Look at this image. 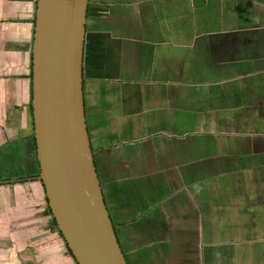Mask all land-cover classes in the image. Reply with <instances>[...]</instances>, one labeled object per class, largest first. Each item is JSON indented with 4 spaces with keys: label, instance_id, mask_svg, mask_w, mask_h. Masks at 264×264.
I'll list each match as a JSON object with an SVG mask.
<instances>
[{
    "label": "crops",
    "instance_id": "0c3cea01",
    "mask_svg": "<svg viewBox=\"0 0 264 264\" xmlns=\"http://www.w3.org/2000/svg\"><path fill=\"white\" fill-rule=\"evenodd\" d=\"M36 5L0 0V147L18 166L23 142L33 147ZM84 80L96 165L131 257L264 264V0H90ZM5 165L0 264H76L43 246L44 231L57 243L60 233L42 183ZM144 224L157 228L134 252Z\"/></svg>",
    "mask_w": 264,
    "mask_h": 264
},
{
    "label": "water",
    "instance_id": "95a60500",
    "mask_svg": "<svg viewBox=\"0 0 264 264\" xmlns=\"http://www.w3.org/2000/svg\"><path fill=\"white\" fill-rule=\"evenodd\" d=\"M90 0H37L33 140L48 206L76 264H129L98 171L86 115Z\"/></svg>",
    "mask_w": 264,
    "mask_h": 264
},
{
    "label": "rangeland",
    "instance_id": "374dc122",
    "mask_svg": "<svg viewBox=\"0 0 264 264\" xmlns=\"http://www.w3.org/2000/svg\"><path fill=\"white\" fill-rule=\"evenodd\" d=\"M176 117L177 116H173L172 117V120H171L172 129H173V123H174V120H175ZM177 119H178V117H177ZM177 128L179 130V126L178 125H177ZM93 136H94V131H92V137ZM93 139H96V137H93ZM5 148H6V146H4V148L0 147V156H1L0 158H2L4 160V162H6L5 166L13 167L14 164L17 165V163H16L17 158H15V156L13 155L11 150L10 151L7 150V149L5 150ZM21 149L23 150L24 153L28 152V156L29 157H27V155H26V159H25L24 163H20V166L17 165L18 168L20 169L21 173L18 176H16V177L20 176L21 178H28V177H31V175H33V174H37L36 163L34 165L35 159L33 157H32V159L30 158V155L34 154V148L32 147V143H29V142L26 143V141H25L21 145ZM173 157H174V155H173ZM17 162H22V161L19 160ZM23 182H25V181H23ZM29 184L30 183H27V186H30L31 188H34L33 185H29ZM40 193H41V199L42 198L44 199V193H42V192H40ZM34 200H35V195L34 194H30V202H31V204H33L32 206H34ZM45 205H46L45 201L44 202L41 201V211H43L45 209ZM30 208L28 209V211L30 210ZM48 219L50 220V218H44L43 219V225L44 226H46ZM52 219H53V217H52ZM52 224H53V222H52ZM155 228H157V224L152 225V226L149 225V227H147L144 224V225H141L137 229L134 230V234L137 236L136 237L137 242H136V245H135L134 252L135 251H139L140 249H143V248H147L149 246V243L146 242L145 240H143V238H145L151 231L155 230ZM251 230L252 229H250L248 231V233H250ZM125 231L127 232V230H125ZM117 232H118V234L120 236V239L123 238L122 237V233H123L122 229L121 228L117 229ZM44 233H45V231H44ZM44 233H43V246L44 245H48L46 248L55 246V251L56 252L63 253L64 255L70 257L71 253H70L68 247L65 245L64 241L62 240L61 234H57L58 237H59V243H57V242H54V239H53L54 235L51 234L53 237H52V239H49L48 237L44 236ZM262 240H264V209L262 210ZM125 242L126 241L123 238L122 244L124 246V249H125L124 251L127 254V259L129 260L130 264H158V262L160 261V260L157 259L158 262L156 263L155 261H152L153 258H151V257H147V258L143 257L142 261H137L136 259H134V256L131 257V255H130V249L131 248L126 246ZM45 252H46L47 256L52 255V254L55 253V252L51 253L49 250H46ZM157 254H158L157 256L159 258H162V255L160 256V253H157ZM176 259L177 258L175 256L171 262L167 260L165 264H177ZM159 263H161V262H159Z\"/></svg>",
    "mask_w": 264,
    "mask_h": 264
},
{
    "label": "trees",
    "instance_id": "16d2710c",
    "mask_svg": "<svg viewBox=\"0 0 264 264\" xmlns=\"http://www.w3.org/2000/svg\"><path fill=\"white\" fill-rule=\"evenodd\" d=\"M32 108V107H31ZM34 139V138H33ZM33 148H34V153H35V162H34V165H35V163H36V166H37V174H33L34 176H37L38 174H39V164H38V160H37V157H36V147H35V141L33 140ZM36 168V167H35ZM48 210H49V213H50V215L52 216V213H51V210H50V208H48ZM52 222H53V224L56 226L57 224H56V221H55V219L53 218L52 219ZM57 227V226H56ZM58 228V227H57ZM61 233V232H60ZM61 237L63 238V236L61 235ZM70 251V250H69ZM71 253V252H70ZM72 255V254H71Z\"/></svg>",
    "mask_w": 264,
    "mask_h": 264
},
{
    "label": "flooded vegetation",
    "instance_id": "af4514ba",
    "mask_svg": "<svg viewBox=\"0 0 264 264\" xmlns=\"http://www.w3.org/2000/svg\"><path fill=\"white\" fill-rule=\"evenodd\" d=\"M119 241H120V244H121L122 248L124 249V246H123V244H122V240L120 239V236H119ZM126 257H127V254H126ZM128 263H129V260H128ZM129 264H130V263H129Z\"/></svg>",
    "mask_w": 264,
    "mask_h": 264
}]
</instances>
